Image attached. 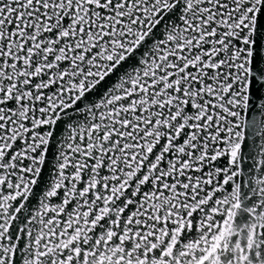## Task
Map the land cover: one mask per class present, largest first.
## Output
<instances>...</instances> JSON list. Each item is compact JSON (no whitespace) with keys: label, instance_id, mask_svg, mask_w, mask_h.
Returning <instances> with one entry per match:
<instances>
[{"label":"snow or ice","instance_id":"1","mask_svg":"<svg viewBox=\"0 0 264 264\" xmlns=\"http://www.w3.org/2000/svg\"><path fill=\"white\" fill-rule=\"evenodd\" d=\"M0 264H264V0H0Z\"/></svg>","mask_w":264,"mask_h":264}]
</instances>
